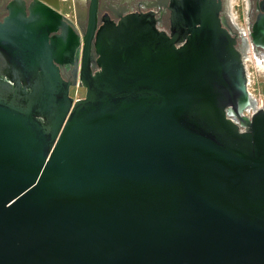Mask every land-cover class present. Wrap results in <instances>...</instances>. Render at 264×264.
Segmentation results:
<instances>
[{
  "label": "water",
  "instance_id": "obj_1",
  "mask_svg": "<svg viewBox=\"0 0 264 264\" xmlns=\"http://www.w3.org/2000/svg\"><path fill=\"white\" fill-rule=\"evenodd\" d=\"M17 1L0 20V264H264V100L221 0H171L169 32L91 12L81 52L58 0Z\"/></svg>",
  "mask_w": 264,
  "mask_h": 264
},
{
  "label": "flooded vegetation",
  "instance_id": "obj_2",
  "mask_svg": "<svg viewBox=\"0 0 264 264\" xmlns=\"http://www.w3.org/2000/svg\"><path fill=\"white\" fill-rule=\"evenodd\" d=\"M25 9L30 4H35L36 0H20ZM171 0H58V12L72 21L73 29L77 40L81 41L82 33L87 29L88 19L92 12L95 16V27H100L105 20L117 22L120 16L129 13H147L151 12L156 19L158 28L169 32L171 25ZM247 1V24L240 26L234 19L230 10L229 0H221V15L229 24L233 35L237 39V47L243 53L244 59L253 55L256 61L264 64V28L261 32L252 35V25L259 15L264 14V0H246ZM62 2L68 7L71 13L62 10ZM67 2V3H66ZM19 4L17 0H0V20L8 14L10 7ZM57 32L52 31L50 36ZM79 49L81 52V42L75 47V52ZM97 53L94 47L89 50V64L94 71L97 67L95 61ZM95 65V66H94ZM65 79L71 77V69H63ZM254 102V100H253ZM253 108V103H247L240 112L242 117H246V111Z\"/></svg>",
  "mask_w": 264,
  "mask_h": 264
},
{
  "label": "rangeland",
  "instance_id": "obj_3",
  "mask_svg": "<svg viewBox=\"0 0 264 264\" xmlns=\"http://www.w3.org/2000/svg\"><path fill=\"white\" fill-rule=\"evenodd\" d=\"M67 3V2H66ZM247 1L246 0H233L230 6L233 19L242 27L247 24ZM62 10L71 13L70 9L62 2ZM245 65L247 70V90L255 100L264 99V69L263 64L256 61L255 57L249 54L245 58ZM69 94L73 98H79L84 95V88L79 86L70 87Z\"/></svg>",
  "mask_w": 264,
  "mask_h": 264
},
{
  "label": "built area",
  "instance_id": "obj_4",
  "mask_svg": "<svg viewBox=\"0 0 264 264\" xmlns=\"http://www.w3.org/2000/svg\"><path fill=\"white\" fill-rule=\"evenodd\" d=\"M245 60V59H244ZM244 63H245V61H244ZM259 63H261V62H259ZM262 64V63H261ZM264 65V64H263ZM246 66V65H245ZM247 71V70H246ZM248 83V82H247ZM252 97V96H251ZM263 100L264 99H261V100H255L254 99V105L256 106V107H258V106H260L261 104H262V102H263ZM253 112V108L252 109H249V110H247L246 111V117H250V115H251V113ZM241 129H243V127H241Z\"/></svg>",
  "mask_w": 264,
  "mask_h": 264
},
{
  "label": "bare ground",
  "instance_id": "obj_5",
  "mask_svg": "<svg viewBox=\"0 0 264 264\" xmlns=\"http://www.w3.org/2000/svg\"><path fill=\"white\" fill-rule=\"evenodd\" d=\"M232 1H233V0H229V4H231ZM262 67H263V69H264V65H262Z\"/></svg>",
  "mask_w": 264,
  "mask_h": 264
}]
</instances>
